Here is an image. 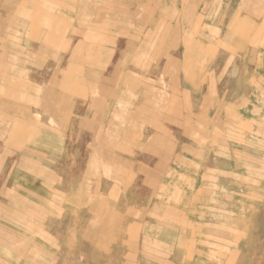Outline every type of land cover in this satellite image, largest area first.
Segmentation results:
<instances>
[{
    "label": "rangeland",
    "instance_id": "rangeland-1",
    "mask_svg": "<svg viewBox=\"0 0 264 264\" xmlns=\"http://www.w3.org/2000/svg\"><path fill=\"white\" fill-rule=\"evenodd\" d=\"M0 264H264V0H0Z\"/></svg>",
    "mask_w": 264,
    "mask_h": 264
}]
</instances>
